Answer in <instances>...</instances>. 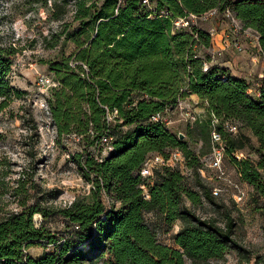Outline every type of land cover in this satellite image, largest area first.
I'll use <instances>...</instances> for the list:
<instances>
[{
	"label": "trees",
	"instance_id": "trees-1",
	"mask_svg": "<svg viewBox=\"0 0 264 264\" xmlns=\"http://www.w3.org/2000/svg\"><path fill=\"white\" fill-rule=\"evenodd\" d=\"M149 1L154 9L142 0H126L122 5L118 0H63L65 6H75L79 28L69 38L76 51L61 61L45 62L60 83L48 103L58 137L74 135L85 145L87 151L80 159L92 194L65 208L46 209L28 206L25 192L22 211L0 220V264H87L104 255H108L106 264H207L223 259L231 250L251 263L250 253L235 239L236 225L230 214L221 226L214 219L198 217L188 207V202L213 203L215 198L201 177V155L191 149L190 142L210 140L212 153V119L216 117L225 158L264 199V77L253 99L247 81L226 69L213 66L204 72L205 58L199 52L213 47L209 31L192 24L176 31L174 20L212 10L222 17L229 9L244 28L258 33L264 56V0ZM15 54L13 48H0V113L27 95L11 85ZM73 61L86 65L88 73L81 66L73 68ZM192 96L198 97L209 120L188 124V140L152 120L157 113L174 112ZM107 109L118 111L111 123ZM227 123L236 125L238 132H229ZM244 130L257 140L254 151L259 161L246 157L239 161L234 156L251 143ZM109 138L113 150L99 161ZM176 149L183 153L199 190L188 182L191 175L179 168L160 169L153 179L140 175L148 158L156 154L168 158ZM105 195L111 199L110 207ZM150 213L160 215L169 226L181 223L176 248L159 243L146 221ZM36 214L43 218L39 227L34 222ZM55 215L66 221L62 235L45 225ZM36 245L44 247L39 257L30 254Z\"/></svg>",
	"mask_w": 264,
	"mask_h": 264
},
{
	"label": "rangeland",
	"instance_id": "rangeland-1",
	"mask_svg": "<svg viewBox=\"0 0 264 264\" xmlns=\"http://www.w3.org/2000/svg\"><path fill=\"white\" fill-rule=\"evenodd\" d=\"M236 1V0H231ZM75 6H65L63 0H0V48H13L14 65L10 77L12 87L25 91L22 100H15L0 113V220L11 213L20 212V203L27 193L28 206L38 204L46 209H60L76 199H89L93 186L85 176L80 157L85 155L83 142L76 136L58 137L50 116L39 104L49 98L40 93L38 75H51L46 61L57 62L68 58L76 51L69 33L79 28L74 21ZM199 27L205 31L212 29L218 33L213 39V50H219L224 41L238 40L243 53L228 49L217 55L210 64L226 69L229 73L249 84L250 96L257 99L264 77V56L260 52L253 35L244 31L234 33L222 17ZM31 65H34L31 67ZM187 114L200 115L203 123L209 116L197 100L187 99L168 116L169 129L188 140ZM251 143L243 153L246 158L259 161L254 151L257 140L250 132ZM210 140L190 142L191 149L201 155L204 174H201L208 188L222 189L214 202L203 199L202 204L187 203L198 217L214 219L224 226L226 214L235 222V239L250 253V264H264V199L254 188L239 176L229 157H224L222 170L212 168ZM95 151V150H88ZM97 151V150H96ZM222 171L225 173L220 179ZM188 182L195 190V175L184 169ZM264 179V170H262ZM241 191L243 199L235 196ZM35 219V217H34ZM147 223L157 233L159 243L176 248L175 235L181 228L177 222L169 226L162 222L160 215H146ZM46 227L57 235L66 229V221L61 216H52L45 222ZM49 249H52L50 247ZM43 245L30 249L33 257L40 256ZM108 255L101 256L87 264H106ZM187 264H192L187 261ZM207 264H246L238 253L229 251L221 260H211Z\"/></svg>",
	"mask_w": 264,
	"mask_h": 264
},
{
	"label": "built area",
	"instance_id": "built-area-1",
	"mask_svg": "<svg viewBox=\"0 0 264 264\" xmlns=\"http://www.w3.org/2000/svg\"><path fill=\"white\" fill-rule=\"evenodd\" d=\"M119 1V5H122L126 2V0H118ZM50 4L52 3V1H49ZM143 4L146 6H149L151 9H154L153 6H151L150 1L149 0H142ZM220 14L218 10H212L204 15L201 16H196V15H190L187 18H177L174 20V29L176 31H183V30H187L190 26V24L194 25L197 28H201L199 27L201 24H208L210 23L212 20L219 18ZM223 19L225 21H227L229 27H231V29H233L234 33H238L239 31H244V33H246L247 35H253L254 39H256L257 41V45L259 47L260 52H262L260 44H259V35L256 31L248 28H244L242 23L236 18L235 14L231 11V10H226L223 13ZM210 35L212 38H214L215 35H217L218 33L216 32V30L212 29L209 31ZM213 40V39H212ZM213 48V47H212ZM212 48L206 49V48H201V52L200 55H208V59L211 60H215V58L217 57V55L221 56L223 52H226L228 49H233L236 50L238 53H243L244 52V48L241 45V43L238 40H234V41H224L222 44L221 49L219 50H213ZM203 57V56H202ZM205 58V57H204ZM211 60H204L203 63V71L204 72H208L210 70L211 67H213V64H210ZM34 65H31V67H33ZM71 66L73 68H76L77 66H81L83 71L88 73L89 69L86 65H84L83 63L80 62H72ZM85 76V75H84ZM37 84L39 86L40 89V93L41 94H45L48 98L51 97V92L53 89H56L60 86V83L54 78V76H50L48 74H40L38 75V79H37ZM186 101V100H185ZM185 101H181L179 104L182 105ZM37 104H39V106L46 110L47 114L50 116L51 118V112H50V106L49 103L46 99L44 100H40ZM173 111L171 110H166V112H160L157 113L155 116H153L152 120L155 122H159L163 125H165L167 128H169V124L170 121L168 120V116L172 113ZM107 121L108 123H111L115 117H117L118 115V111L115 110L113 112H110L107 109ZM187 116L189 117L188 119V123L189 124H194L195 122L201 120L199 118L200 115H194V114H187ZM219 124V120L216 117H213L212 119V132H211V139H212V153H211V167L218 169V170H222V162L223 159L225 157V144L222 138V135L217 131L216 126ZM226 128L229 130V132L236 134L238 132V128L236 125L227 123ZM113 139L109 138L107 140L106 146L104 148V151L102 152V155L98 158L99 161H103V159L113 150V146L111 145V141ZM236 157L237 160L241 161L242 159L245 158L243 153L237 152L234 155ZM164 168H179L181 171L187 170L186 168V162H185V158L183 153L176 149L171 151L170 156L168 158L163 157L162 155L156 154L151 156L150 158H148L141 170H140V175L144 178V179H153L155 176L156 171L160 170V169H164ZM188 171V170H187ZM202 174H204V171H201ZM225 176V173L222 171L220 179H223V177ZM142 189L144 190V196L146 199H149V194H148V190L145 186L142 187ZM212 192L213 195L215 197H218L221 195L222 189L218 188V187H214L212 188ZM104 199L106 201V204L110 207V205L112 204L111 199L108 196H104ZM235 199H237L238 201H241L243 199V195L242 192L239 191L238 194L235 196ZM72 204V202L70 203V205ZM34 222L36 223V225L39 227L42 222H43V218L40 214H36L35 215V219Z\"/></svg>",
	"mask_w": 264,
	"mask_h": 264
},
{
	"label": "crops",
	"instance_id": "crops-1",
	"mask_svg": "<svg viewBox=\"0 0 264 264\" xmlns=\"http://www.w3.org/2000/svg\"><path fill=\"white\" fill-rule=\"evenodd\" d=\"M190 100H192V101H193V100H197V101H198L199 99H198L197 96H192V97L190 98ZM38 257H39V256H38Z\"/></svg>",
	"mask_w": 264,
	"mask_h": 264
},
{
	"label": "water",
	"instance_id": "water-1",
	"mask_svg": "<svg viewBox=\"0 0 264 264\" xmlns=\"http://www.w3.org/2000/svg\"><path fill=\"white\" fill-rule=\"evenodd\" d=\"M181 139H183V135H181Z\"/></svg>",
	"mask_w": 264,
	"mask_h": 264
}]
</instances>
